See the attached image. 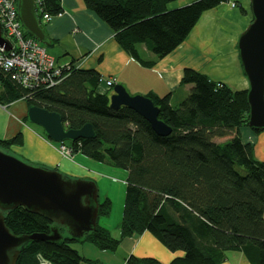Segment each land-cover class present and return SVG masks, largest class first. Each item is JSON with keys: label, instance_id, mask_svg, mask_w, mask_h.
Segmentation results:
<instances>
[{"label": "trees", "instance_id": "obj_1", "mask_svg": "<svg viewBox=\"0 0 264 264\" xmlns=\"http://www.w3.org/2000/svg\"><path fill=\"white\" fill-rule=\"evenodd\" d=\"M37 1L41 18L63 12L61 0ZM83 1L112 30L118 45L149 68L179 48L203 14L229 2L183 0L188 4L171 9L169 5L180 0ZM141 45L155 60L140 56ZM71 66L55 84L35 90L23 89L0 71V105L23 100L28 107L59 114L67 129L92 125L95 138L65 144L74 155L127 172L120 238L99 223L83 238L70 237L62 229L61 242L25 244L17 264H82L89 260L73 244L115 252L125 239L146 232L170 252L183 253L170 264H222L227 252L242 253L250 264H264V161L254 157V145L240 136V129H250L247 89L234 90L198 70L185 69L182 84L192 88L178 108L171 105L170 95L147 96L159 108V119L172 128L170 136L161 137L133 110L111 108L110 95L99 91L97 71ZM23 146L22 133L0 140L3 151ZM99 204V218L109 216L110 199ZM5 223L16 236L49 234L52 226L23 207L6 213ZM127 264L160 263L130 256Z\"/></svg>", "mask_w": 264, "mask_h": 264}, {"label": "crops", "instance_id": "obj_2", "mask_svg": "<svg viewBox=\"0 0 264 264\" xmlns=\"http://www.w3.org/2000/svg\"><path fill=\"white\" fill-rule=\"evenodd\" d=\"M61 2L62 16H53L48 22L40 17L50 42L49 46H44L60 67L74 65L77 69L97 71L101 75L99 87L101 93H108L111 96L116 85H123L131 95L160 98L170 95L171 105L176 108L175 105L185 100L192 88L191 85L182 84L187 68L198 70L211 80L223 83L234 90L248 89V81L241 69L237 44L240 35L252 21L250 0H229L228 3H223L203 14L187 40L151 68L142 66L125 52L116 42L112 30L85 7L83 0ZM186 4L187 1L180 0L170 4L169 8ZM233 4L237 6L233 7ZM204 17L205 20L202 21ZM138 51L145 61L155 60L154 55L144 45L139 46ZM206 63L211 72L203 70ZM224 68L233 71V80L227 79L228 76L221 73ZM109 80L114 82L112 88L106 86ZM27 111L28 105L23 100L9 106L0 105V140L10 139L22 133L24 146L16 150L27 159L58 168L66 174L85 176L86 171L75 164L76 155L72 160L64 158L59 153L57 145L49 142L24 122ZM250 130L240 129L242 137H245L243 142L260 147L257 160L264 161V136L254 137ZM224 141L226 140L220 142ZM83 160L86 165H93L89 162L93 160L84 157ZM98 223L108 229L100 224V218ZM120 224L115 231L108 229L116 239L120 238ZM125 240L129 256L124 263L120 262L121 264H127L130 256L155 259L160 264H170L175 258L183 256L182 252H170L149 232ZM100 256L106 257L105 253ZM109 263L119 264L117 255H111ZM222 264L250 263L242 253L227 252L226 260Z\"/></svg>", "mask_w": 264, "mask_h": 264}, {"label": "water", "instance_id": "obj_3", "mask_svg": "<svg viewBox=\"0 0 264 264\" xmlns=\"http://www.w3.org/2000/svg\"><path fill=\"white\" fill-rule=\"evenodd\" d=\"M252 21L238 39L237 50L243 74L248 81V126L264 131V0H250ZM17 11L24 30L42 45L49 46L41 24L37 0H17ZM11 51V42L0 26V49ZM113 110L127 107L161 136L172 128L159 119L160 110L152 99L131 95L123 85H116L110 96ZM27 123L42 128L46 139L54 144L95 138L91 124L79 130L67 129L63 119L36 106L28 107ZM99 192L93 181L72 179L59 170L35 167L0 149V264H17L21 250L29 242L56 244L65 234L83 238L97 229ZM19 207L52 222L49 234L16 236L5 223V214Z\"/></svg>", "mask_w": 264, "mask_h": 264}, {"label": "built area", "instance_id": "obj_4", "mask_svg": "<svg viewBox=\"0 0 264 264\" xmlns=\"http://www.w3.org/2000/svg\"><path fill=\"white\" fill-rule=\"evenodd\" d=\"M235 6L233 4V7ZM62 14L63 12L57 16ZM52 17L45 15L43 18L48 22ZM0 26L3 36L12 44L11 51L0 49V71L9 74L23 89L35 90L52 86L71 70L72 66H58L44 45L26 35L19 19L17 0H0ZM106 86L112 88L114 82L109 80ZM58 145L59 153L64 158L72 160L74 157L72 148L65 143Z\"/></svg>", "mask_w": 264, "mask_h": 264}, {"label": "rangeland", "instance_id": "obj_5", "mask_svg": "<svg viewBox=\"0 0 264 264\" xmlns=\"http://www.w3.org/2000/svg\"><path fill=\"white\" fill-rule=\"evenodd\" d=\"M206 65L207 63L205 64V67L203 68V70L211 72L210 69ZM221 73L227 76L229 75L226 78L229 80H233L232 77L234 73L230 68L222 69ZM179 105L180 103H178V105H175L177 106L176 108H178ZM28 125L32 127L33 129L37 130L43 137H45L42 128L36 125H32V124H28ZM251 133L254 137H257V138L258 137L261 138L264 136V131H261L259 133L251 131ZM240 136H241V139L244 140L245 137H242L241 133H240ZM222 140H227V138H224ZM222 140H218V141H222ZM259 151H260V147L254 145V157L256 159H258L259 157ZM4 152L35 167H43L47 169L55 168V167L42 164L39 161L29 160L25 156H23L22 153L18 152V150L16 149H11L10 151L8 150ZM83 157L84 156L81 154H76L75 164L82 167L84 171H86L85 176H78L77 174H70V173L66 174L62 171L60 172L72 179H84L88 181H93L98 188L99 201L103 202L106 199H110V201L112 202L111 213L109 216L101 217L100 224L104 225L111 231H115L117 226L122 221L124 204H125V194H126V179L128 177V174L125 170L117 168L115 166H111L106 163L89 161L93 163V165L88 166L86 165V163L83 162L84 161ZM126 241L127 240H124V243H122L119 249L115 252H102L89 243H85V244L75 243L72 246L73 248L77 249L83 257L89 260V261L83 262L82 264H110L109 257H111V255L112 256L117 255V261L119 262V264H121L120 262L124 263V260L129 256L128 244L125 246ZM102 253H105L106 257L103 256V258H101L100 255ZM97 259L98 260L100 259V261H96Z\"/></svg>", "mask_w": 264, "mask_h": 264}, {"label": "bare ground", "instance_id": "obj_6", "mask_svg": "<svg viewBox=\"0 0 264 264\" xmlns=\"http://www.w3.org/2000/svg\"><path fill=\"white\" fill-rule=\"evenodd\" d=\"M205 20V17L203 18V20L202 21H204ZM234 60V59H233ZM239 71V70H238ZM227 74V73H226ZM227 76V75H226ZM229 76V75H228ZM219 77H221V75L219 76ZM213 78V77H212ZM216 78V77H215ZM224 79H226L225 77H224ZM228 82V81H227Z\"/></svg>", "mask_w": 264, "mask_h": 264}]
</instances>
